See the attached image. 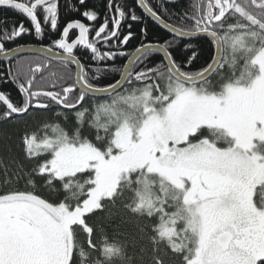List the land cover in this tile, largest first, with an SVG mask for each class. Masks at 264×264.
Wrapping results in <instances>:
<instances>
[{"label":"snow or ice","instance_id":"1","mask_svg":"<svg viewBox=\"0 0 264 264\" xmlns=\"http://www.w3.org/2000/svg\"><path fill=\"white\" fill-rule=\"evenodd\" d=\"M136 4L174 36L149 40L148 28L141 26V42L129 54L124 49L136 37L131 22L142 20L135 5L108 0L111 16L106 14L98 28L74 19L45 46L40 38L58 30L57 0H0V7L18 10L31 22L0 36V57L7 62V75L0 73V80L10 78L22 95L18 105L0 91L6 106L2 117L33 108H83L75 112L80 123L71 132L59 123L22 131L25 157L39 162L24 174V189L0 191V264H84L75 227L82 226L95 249L86 214L104 211L111 218L110 209L125 193H130L127 210L154 221L149 237L154 252L163 243L180 264H264V0H195L180 14L158 0L163 15L149 0ZM82 15L90 22L98 19L95 11ZM76 29L78 35L69 41L70 30ZM198 34L211 38L200 39L210 50L214 44L216 54L210 51L206 66L193 70L202 43L179 38ZM24 35L39 42L28 55H20L23 44L5 46ZM227 45L232 56L223 60L220 53ZM78 46L89 57L87 64L74 52ZM238 56L245 61L239 75ZM117 57L126 58L119 78L105 86L93 83L101 72L117 71ZM93 61L104 66L92 67ZM225 64L230 75H221L214 85L210 74ZM56 65L68 73L53 70ZM89 94L104 98L94 112L83 107ZM54 115L67 121L62 111ZM89 121L94 141L82 133ZM33 175L43 179L48 198L35 192ZM126 249L124 242L105 236V260L92 264L122 261ZM154 264L163 260L157 257Z\"/></svg>","mask_w":264,"mask_h":264},{"label":"trees","instance_id":"2","mask_svg":"<svg viewBox=\"0 0 264 264\" xmlns=\"http://www.w3.org/2000/svg\"><path fill=\"white\" fill-rule=\"evenodd\" d=\"M151 6L154 7V10L158 14L160 12L158 6V0H149ZM163 6L167 8L170 12H175L180 14L186 10H190L191 5L195 0H183L178 3L168 4L162 0ZM259 3V1H257ZM114 3H122L127 5H135V11L138 15L142 16L140 22H131L132 31L136 34V37L130 41L124 50L128 51L129 54L134 50V46H137L141 42L139 29L141 26H146L149 30V40L159 41L161 37L172 38L173 36L164 31L160 26H158L152 19L148 18L136 4V0H114ZM74 7L70 8L69 5ZM108 0H85L84 4H80V0H60L59 1V26L57 32L49 36L48 33H45V37L42 42L50 43V39L57 38L62 31V28L66 25L67 22H70L74 19L83 20L85 17L82 13L85 10L95 11L98 14V20L102 21L106 14L111 16L109 13ZM252 10L259 11L255 6H252ZM18 10H14L8 7L0 8V33L4 30H11L14 25L23 22L25 26L29 25L31 27L30 20L23 14L19 13ZM163 15V14H162ZM41 18L42 26L44 25L42 16ZM163 18L168 19L167 16ZM172 22V21H169ZM124 30H127V22L123 26ZM208 41H211L208 38H205ZM181 41H191L194 43H202L201 39L195 40H182ZM17 45L20 44H39V42L33 41L32 35H24L17 42ZM203 54L200 59L197 61L196 66L193 70H198L200 66H206L204 63L205 60L209 57L210 51L212 55H215V45L211 46L209 49L208 43H202ZM230 45L225 46L224 49V59L230 60L232 52L229 51ZM81 59L83 62L89 61V57L83 54V51H80ZM177 56L179 52L175 53ZM161 55V54H159ZM85 60V61H84ZM126 62V58L117 57L114 61V64L117 68V71L108 73L107 75L104 72H101L100 78L96 81H93L97 86H105L109 82H114L115 79L119 78V72L123 71V64ZM208 62H211L210 60ZM92 63V62H91ZM7 63H0V73L7 75L6 70ZM109 66L113 64L112 61L107 62ZM153 65V60L148 61V66ZM245 61L244 58L238 56L235 71L239 75L240 71L244 70ZM103 64L97 65L94 63V67H103ZM60 73L67 74L69 69L61 70L55 66L53 69ZM232 69L229 64H225V67L220 70L219 73L226 74L229 76ZM73 72V71H72ZM71 72V74H72ZM74 78V74H72ZM217 76L215 73L210 80L214 79ZM127 87V85L125 86ZM0 90L8 92L12 95V101L20 104L22 96L19 93L18 89L13 86L11 79L0 80ZM121 93L124 90H120ZM76 95V94H75ZM73 101L75 98H73ZM104 102V99H96L89 97L85 102H83V107L92 106L94 112V105L97 103ZM110 102V101H109ZM83 110L82 107L77 106L76 109H63L60 106H53L50 111L31 109L27 114L22 116H12L11 118H3L2 114L5 111V108L0 105V191L15 190L17 188L24 189L26 184L25 173L31 172V169L39 161L35 158L28 159L25 157L23 152V147L21 143V133L25 129H40L43 124H55L59 123L62 127H65L66 130L72 131L76 125L80 123L76 119L75 112ZM56 111H62L67 116V121H64V117H57L54 115ZM88 114L86 113V119ZM82 133L89 140H95L96 130L92 127L91 122H86ZM101 135L103 132L101 130ZM43 155V154H42ZM17 176L20 177L17 180ZM33 178L36 182L35 192L42 197L48 198V190L43 186L44 181L40 176L33 175ZM10 181L5 184V181ZM59 187V185H57ZM130 193H125L124 196L118 197L115 202V207L111 208L110 211L113 213L111 218H108L107 212L97 211L95 214H86V223L94 229V232L91 236L92 242L96 245L95 249H91L88 245L89 236L82 229V226L75 227V238L78 248H82L85 256L83 259L84 264H92V261L99 260L104 261L105 258L101 254L102 249V240L106 236L109 241L116 240L124 242L127 245L126 255L124 260H115L114 264H154L155 258H160L163 260V264H180V257L177 254H174L165 244L161 243L158 246V251H153L154 245L150 240L152 235V230L150 225L154 223L152 219L141 218L140 216L133 214L131 211L127 210L124 207V203L127 202ZM63 197H61L62 199ZM143 229V231L141 230ZM78 255V252H77Z\"/></svg>","mask_w":264,"mask_h":264},{"label":"flooded vegetation","instance_id":"3","mask_svg":"<svg viewBox=\"0 0 264 264\" xmlns=\"http://www.w3.org/2000/svg\"><path fill=\"white\" fill-rule=\"evenodd\" d=\"M59 1L60 0H57V3H58V9H59ZM258 1V0H257ZM167 3V2H166ZM168 4H172V3H168ZM138 6V5H137ZM139 7V6H138ZM1 8V7H0ZM18 12V11H17ZM20 13V12H19ZM22 14V13H21ZM39 14L42 16L43 15V13H42V10H39ZM144 14V13H143ZM42 21V20H41ZM82 22H84L86 25H89L90 26V29H91V26L93 25V23L95 24V26L98 28V26L102 23V21H99L98 19L95 21V22H90V21H88L87 20V18L85 17L83 20H81ZM29 23H31V22H29ZM58 26H59V12H58ZM66 26V25H65ZM26 27H30L29 25H27ZM47 33V32H46ZM3 35V32H1L0 33V36H2ZM78 35V29H76V30H71L70 31V37H69V41H71V39L72 38H75V36H77ZM28 36V35H27ZM46 36V35H45ZM44 36V37H45ZM44 37H41L40 38V41L39 42H42V40H43V38ZM95 37H94V32H91L90 31V39H94ZM201 38V37H200ZM204 38H207V37H204ZM208 39H210V38H208ZM19 39H17L14 43H5V46L6 47H15V46H17V44H16V42L18 41ZM193 40H195V39H193ZM211 40V39H210ZM45 46L46 45H48L49 43H45V42H42ZM31 46H33V47H36V46H39V44H24V47H31ZM104 50H106V49H104ZM80 51H82V46H78V48L77 49H75L74 50V52L78 55V56H80L81 57V54H80ZM90 51V50H89ZM85 61V60H84ZM83 62V61H82ZM0 63H7L5 60H0ZM85 63L87 64V62L85 61ZM94 63H96V62H92L91 63V66L92 67H94ZM56 67H58L59 69H61V70H64V72H65V68L64 67H62V66H60V65H56ZM70 69H71V72H72V74H74V76H75V71H76V68H75V66L74 65H71L70 66ZM12 81V80H11ZM12 83H13V81H12ZM13 86L16 88V89H18V87H17V85L15 84V83H13ZM0 91H2V90H0ZM18 91H19V89H18ZM4 92V91H3ZM5 94L6 95H8L9 96V98L12 100V95L10 94V93H8V92H5ZM22 96V95H21ZM89 97H91V98H96V99H98L97 97H94V96H91V95H89ZM73 98H76V95H75V93L73 94ZM101 99H104V98H101ZM16 103V102H15ZM17 104V103H16ZM0 105H2L4 108H5V110H6V106L3 104V102H0ZM61 107V106H60ZM62 108V107H61ZM35 109V108H34ZM22 115H24V114H14L13 116H22Z\"/></svg>","mask_w":264,"mask_h":264},{"label":"water","instance_id":"4","mask_svg":"<svg viewBox=\"0 0 264 264\" xmlns=\"http://www.w3.org/2000/svg\"><path fill=\"white\" fill-rule=\"evenodd\" d=\"M162 1H164V2H167V3H178V2H181V1H183V0H162ZM259 1V0H258ZM139 6V5H138ZM139 8H140V10L148 17V18H150V19H152L158 26H160L164 31H166L167 33H169L170 35H172V36H174V34L173 33H171L170 32V30L169 29H165L164 27H163V25H161L160 24V22L159 21H157V20H155V18L154 17H151V16H149L147 13H146V11L141 7V6H139ZM71 31V30H70ZM200 37H206L205 36V34H198V36L197 37H182V38H179V39H182V40H193V39H198V38H200ZM207 38H210V37H207ZM211 39V38H210ZM31 47H33V46H31ZM29 49H30V47H24V51L22 52V53H20V55H28L29 54ZM215 54H216V46H215ZM162 55V54H161ZM220 56H221V58L222 59H224V51H222L221 53H220ZM0 60H5L3 57H0ZM124 70V69H123ZM215 73H212V74H210V76H209V79H211V77L214 75ZM122 90V89H121ZM89 95H91V94H89ZM92 96V95H91Z\"/></svg>","mask_w":264,"mask_h":264},{"label":"rangeland","instance_id":"5","mask_svg":"<svg viewBox=\"0 0 264 264\" xmlns=\"http://www.w3.org/2000/svg\"><path fill=\"white\" fill-rule=\"evenodd\" d=\"M229 51L230 52H232V50H231V46H230V48H229ZM221 75H223V76H226V74L224 75V74H222V73H217V76L214 78V79H212V80H210L214 85H218L219 84V81H220V76Z\"/></svg>","mask_w":264,"mask_h":264}]
</instances>
